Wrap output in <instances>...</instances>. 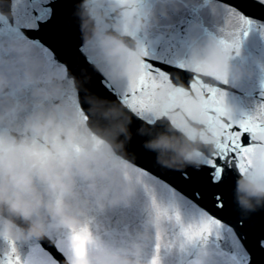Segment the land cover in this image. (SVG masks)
Returning a JSON list of instances; mask_svg holds the SVG:
<instances>
[{
    "label": "water",
    "instance_id": "1",
    "mask_svg": "<svg viewBox=\"0 0 264 264\" xmlns=\"http://www.w3.org/2000/svg\"><path fill=\"white\" fill-rule=\"evenodd\" d=\"M64 3L39 29L32 0H0V264H244L238 225L259 230L264 198L239 182L264 185V147L219 186L204 167L236 126L264 135V8Z\"/></svg>",
    "mask_w": 264,
    "mask_h": 264
},
{
    "label": "snow or ice",
    "instance_id": "2",
    "mask_svg": "<svg viewBox=\"0 0 264 264\" xmlns=\"http://www.w3.org/2000/svg\"><path fill=\"white\" fill-rule=\"evenodd\" d=\"M32 2L37 7L29 16V20H34L39 29L50 26L54 20L61 16L62 9L65 7L64 0H32ZM253 6L264 8V0H253ZM46 45L53 54L58 53L53 45L48 43ZM146 95L143 86L141 90L132 93V96L136 99V109L142 113L153 104L150 98H145ZM260 128H264V124H261ZM250 139H255L257 143H250ZM262 147H264V135L259 133V129L244 124L236 126V131H229L226 134L225 140L218 148L217 155L204 167L208 170V182L214 186H219L225 176L232 174L233 167L241 174L247 173L254 162L257 151ZM188 179L190 180L191 177H188ZM215 199L220 201L218 205L223 208L221 195L216 194ZM157 216L160 219L166 216V213L158 210ZM238 227L244 229L243 233H237V239L240 241L246 256L244 264H264V224L261 225L258 231L245 221H241ZM207 232V227L201 231H194L189 228L184 231V235L187 240L192 241L197 236H202ZM80 243L83 245L85 241L82 239ZM8 264H19V259L17 258L14 261L9 259ZM153 264H156V261H153Z\"/></svg>",
    "mask_w": 264,
    "mask_h": 264
},
{
    "label": "clouds",
    "instance_id": "3",
    "mask_svg": "<svg viewBox=\"0 0 264 264\" xmlns=\"http://www.w3.org/2000/svg\"><path fill=\"white\" fill-rule=\"evenodd\" d=\"M156 146L160 147V148L172 149L173 151L177 152L178 156H182L185 162L192 163V161H191V159L187 153L182 152V150H180L178 148H173L171 145L167 144V142H165V141H161ZM239 191L245 193L246 197L264 198V185L256 184V183H253L251 181H247V180L240 181L239 182ZM240 203L242 205H247L248 200L246 198L241 199Z\"/></svg>",
    "mask_w": 264,
    "mask_h": 264
}]
</instances>
